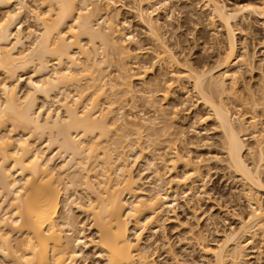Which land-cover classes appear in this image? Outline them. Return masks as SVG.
<instances>
[{
    "label": "bare ground",
    "instance_id": "obj_1",
    "mask_svg": "<svg viewBox=\"0 0 264 264\" xmlns=\"http://www.w3.org/2000/svg\"><path fill=\"white\" fill-rule=\"evenodd\" d=\"M14 1L0 0V264H78L77 259L84 257L83 250L88 247L103 259V264H156L152 250L142 244L143 226L175 204L177 188L182 195L194 193L196 184L203 180L200 167L191 157L170 145L171 149L161 151L158 159L169 171L181 164L180 174L164 177L150 151L146 152L150 157L146 167L154 177L151 188H144L140 176L132 174L129 160L141 158L140 137L148 131L146 141L147 136L153 138L157 118L145 117L142 109L137 110L142 115L139 118L128 116L122 113L123 104L114 106L123 95L129 96V102H136L131 81L139 80L144 86L146 73L144 69L129 73V59L142 54L143 49L141 44L136 45L139 41H135L133 32L127 30V20L119 18L121 0H34L43 10L29 9L35 21L29 29L22 27L20 19L27 1ZM203 1V7L224 27L227 45L213 66L196 69L191 63L184 62L185 67L179 63L184 72L177 76L190 83V89L220 130L226 166L249 187L244 197L249 212L237 218L239 226L225 231L223 241L215 247L199 244L202 253L211 259L198 264H244L242 237L252 238L254 232L264 236V205L256 197L264 192V137L255 117L245 120L237 116L225 95L230 98L235 91L236 75L232 70L236 62L248 66L254 58L246 51L237 54L233 22L243 12L264 20V0L232 9L221 0ZM135 4L137 20L159 46L157 53L153 50L156 63L165 59L164 63H170L161 62L165 67L178 65L158 31L160 14L156 15L162 10L169 18L171 1L135 0ZM129 42L135 44L136 54L129 49ZM110 50L117 55L119 65L116 79L113 77L116 82L106 79V71L104 74L114 57ZM107 59L108 64L103 65ZM26 74H30L28 87L20 94L18 82ZM226 80H230L229 86ZM112 90L122 91L117 93L121 98H116ZM166 92L170 94L166 88L163 99L167 98ZM262 95L261 100L250 95L254 109L264 104ZM145 96V104L157 112L152 95ZM165 123L160 129L167 127ZM40 136L43 140L40 138L39 143ZM248 138L254 140V146H247ZM167 154L169 158L165 159ZM78 186L85 192V202L70 193ZM4 201L9 211L2 207ZM72 207L90 217L95 237L84 234V225L74 218ZM154 228L149 227L151 231ZM11 233L19 237L15 244L9 238Z\"/></svg>",
    "mask_w": 264,
    "mask_h": 264
},
{
    "label": "rangeland",
    "instance_id": "obj_2",
    "mask_svg": "<svg viewBox=\"0 0 264 264\" xmlns=\"http://www.w3.org/2000/svg\"><path fill=\"white\" fill-rule=\"evenodd\" d=\"M25 1H27L26 4H28V7L26 9L27 11L24 9L26 12H23L27 15L25 14V16L22 13L20 19H22V27L29 29L32 28L34 25L33 23H35L29 9L33 8L35 11L37 10L39 12L42 11L43 8L42 6L39 8L34 4V0L33 2L32 0ZM170 1L173 7H171L172 13L170 12L171 15L169 18H165V13L163 14L164 11L162 10H159L158 14L152 12L154 13L152 14L154 18L156 15L160 14L159 22L161 28L158 31L162 32L163 40L165 39L166 41L165 44L169 46L174 58L178 60V65L173 64L170 66L169 62L164 63L166 60L161 59L163 64L169 63V67H167L168 65L165 67L160 60V65L156 63L158 61H156L155 56H153V52H155L153 50H157L159 46H155L157 41L148 36L147 29L145 27L143 28L137 20L136 13H134V7H136L134 6L136 5L135 0H121L120 4L122 6L119 9V18L121 21L127 20V30L129 29L128 31L133 32V38L135 41H139V43L136 42V45L141 44L139 46H142L141 48L143 49L142 54H136V49H134L136 48V46H134L135 42L133 41L134 43H131V41L128 43L129 49L131 48L130 50L137 55H134L132 59H129V63H127V66L131 68L129 73L131 72L134 74L142 69H144L146 73L143 77L144 82L142 80L144 86L141 85L142 83L139 80L132 79L131 81L134 90L133 95L137 96L136 102H129L128 95V97L126 95V97H123L124 95L122 98L119 97L118 95L122 92H120V90H117L118 95L115 92L116 90H112V92L116 93L114 94L116 98H121V101L120 99L119 101L117 100L118 102H116L114 106L116 105L115 107H118L123 104V114L139 118L142 115H140L137 110L142 109V112H145V117L157 118V120H155L157 122H155L156 124L154 126L157 132L153 136L154 139L151 135L150 137L152 140L147 136L149 141H146L147 138L145 134L148 131H144L140 137L141 145H139L140 147L142 146L141 148H143L144 153L142 152V154H140L141 156H138V158H141L135 161H128L133 164H130L132 174L137 175L136 177L140 176L142 181L141 184L144 188H151L150 185L153 184L151 182L154 181V177H152V174L149 172V166L146 167V160L150 158L146 153L147 151H150L152 154L154 153L157 158V161L154 163L157 164L156 167L160 170V173L164 174V177H168V175L172 176V174L175 175L176 173L180 174L183 170V168L180 167L181 164H176V168L174 167L175 169L173 168L169 171V169L164 167V164L159 161V153L161 151L163 153L164 149L169 145L171 147L175 146V148L181 152L180 154L189 155L193 162L200 167L203 180V183L201 182L202 186L200 187L201 183H199V185L196 184L194 193L190 192L192 195L190 193L187 194V192V195H182V193H180L181 189L179 188V190L177 188V193L179 194H175V204H173L171 208L154 216L152 219H148V222L143 226V230H141L142 244H147L149 250H152L151 257L156 264H198L211 259L210 256H206L202 253L199 244L204 242L215 247V245L223 241V234L225 231L228 232L230 229H236L239 226V220L237 218L240 216H247L249 208L246 198L244 197H246L245 194L249 187L243 183L240 176L235 175V173L231 171L232 169L226 166L227 164L224 162L225 154L222 149V135L213 121L214 119L210 116V112L201 104L196 94L193 93V89H190V83L179 78V75L177 76L179 72H184L180 64L185 67L187 62V65L191 63L190 66L196 69H202V67L206 69L213 66L214 60L223 52L227 45L228 36L226 31L224 27L220 25L217 18L203 7V0ZM221 1H223L229 9L245 3H258L257 0ZM12 2L15 3L14 0H12ZM13 3L12 6L14 8L15 6ZM33 6L35 8L37 6V8L35 9ZM2 12L3 11H0V15ZM258 17L257 15L243 12L239 14L236 23L233 22L237 54L240 55L246 51L254 58L248 66L240 63L239 60L236 62L232 70L236 75L234 79L235 87L233 86L235 91H232L234 96L232 94L229 95L230 98H227L225 95V101L226 103L228 102L232 112H235L236 115L238 114L237 116L241 115L240 117H244L245 120H249L254 116L258 129L261 131V136L264 137V104L254 109L251 102L252 99H250V95L252 94L255 98L261 100L262 94L264 93V20ZM127 25L129 27H127ZM125 30L123 31L122 29L123 33L126 32ZM84 40L85 38H83L82 41L84 42ZM157 52L158 50L155 53ZM109 54L110 56L112 54L114 57L112 58L111 56L112 59L109 57L108 59H111L110 62L107 59L106 63L103 64L110 63V65H106L108 67H106V70L104 69V74L106 71V74H108L106 79H114L118 75L117 66L119 65L117 64L118 61H115L117 60V57H115L116 54L112 53L111 50ZM134 64L138 67L134 68ZM175 65L179 66V68L174 67ZM171 73H173V76L174 73H176L175 77L171 76ZM217 74H215V76ZM29 75H24L22 80L18 82L20 94L27 90L28 86L26 83L30 77ZM33 77L35 78V76ZM226 82L227 85L228 83L230 84V80H226ZM180 83L182 85H180ZM168 84H170V87H166ZM185 87L186 89H184ZM108 88L107 86L105 87L107 95L109 93V91H107ZM166 88L167 91H170V94L166 92L167 98L163 99V93ZM179 88H182L181 92ZM109 90L111 91V89ZM112 92L111 95L113 94ZM139 93L141 95L143 94V97L141 95L139 96ZM145 95H152L151 101L153 104L156 103L155 107H157V112H155L156 108L154 110V108L148 106L147 103L145 104ZM147 96L145 97L147 98ZM112 97L109 98L113 99ZM115 97L114 99L116 100ZM133 103L136 104L134 105ZM131 104L136 107L132 109ZM171 117L175 118L173 119V121L175 120L174 122ZM164 123L167 125V127L165 126L167 129L165 127H163L164 129H160L164 126ZM248 131H251V129ZM153 132H155V130ZM119 134L121 138L122 132H119ZM115 135L117 136V134ZM131 136L133 135H130V138L134 137ZM40 138L42 139L43 137H39V143L41 142L39 141ZM113 139L115 140V138ZM253 141L254 140L251 138H248L246 140L247 146H254ZM121 145L124 144L122 143ZM171 147L167 149H171ZM170 151L171 150H169V152ZM168 155L169 154L165 155V157L163 155V157L167 159L169 158ZM248 162H250V159H248ZM55 163L57 164V162ZM144 167H146V169ZM75 189H77V193L73 191L74 188L70 189V193L73 196L79 195L82 198L80 201L85 202V192L81 190L79 186ZM197 189L199 190L197 191ZM175 197L173 196L171 198ZM256 197L259 199V202L264 205V192H259L256 194ZM2 207L5 211H9L8 203L5 202L4 205L2 204ZM72 210L73 215L76 216L74 218L84 225V234L87 237H95L96 234L91 226L90 217L76 210L74 207H72ZM152 225L155 226V231L149 229ZM148 234L150 237H148ZM198 237L201 239L200 243ZM9 238L12 240V244H15L17 239H19L16 233H11ZM241 240L243 241L244 247V264H264V236L260 232H254L252 238L243 236ZM91 249V247L84 248L83 252L85 255L83 256L85 258H78V264L104 263L103 259H98L96 255H94L93 249ZM1 260L0 255V261Z\"/></svg>",
    "mask_w": 264,
    "mask_h": 264
}]
</instances>
